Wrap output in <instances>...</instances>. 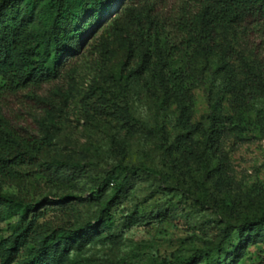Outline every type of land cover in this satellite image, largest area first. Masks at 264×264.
<instances>
[{
    "label": "rangeland",
    "instance_id": "1",
    "mask_svg": "<svg viewBox=\"0 0 264 264\" xmlns=\"http://www.w3.org/2000/svg\"><path fill=\"white\" fill-rule=\"evenodd\" d=\"M45 1H22L0 18L23 20L45 40ZM93 2L84 0L79 6L81 20ZM145 7L135 10L125 0H114L77 47L60 51L57 72L54 58L49 61L52 77L5 100L3 110L21 132L48 134L53 141L34 165L26 187L0 179V192L46 210L41 221L49 220L52 228L78 231L63 264H162L179 253L215 247L225 238L224 219L240 224L244 215L264 212V98L242 99L249 70L257 67L252 46L237 29L216 26L219 55L201 60L199 83L160 109L158 85L149 68L142 77L119 79L141 26L153 21ZM167 41L174 39L161 37L162 44ZM64 44L53 41L50 53ZM39 53L41 58L43 47ZM130 63L126 73L135 67ZM214 118L224 128L217 133L218 149L210 142ZM184 141L191 142V154L182 151ZM203 158L213 167L206 205L198 201ZM57 159L82 161L86 167L69 181L49 166ZM120 163L146 165L158 174L130 175L126 181L125 173L116 169ZM108 178L113 181L105 185ZM100 186L102 197H93L92 190ZM110 199L114 225L108 228L101 216ZM22 225L21 214L5 215L0 208V243ZM82 241L86 245L80 248ZM32 246L21 250L20 260ZM197 264H264V232L246 243L235 231L223 251Z\"/></svg>",
    "mask_w": 264,
    "mask_h": 264
},
{
    "label": "trees",
    "instance_id": "2",
    "mask_svg": "<svg viewBox=\"0 0 264 264\" xmlns=\"http://www.w3.org/2000/svg\"><path fill=\"white\" fill-rule=\"evenodd\" d=\"M33 3L35 0H2L0 15L10 7L19 8L21 2ZM137 10L145 5L146 17L152 13L150 25L141 26L142 32L134 41L130 51V62L135 64L128 73L129 63H126L120 78L129 79L133 74L142 77L149 68L158 85L156 101L158 107L164 108L172 97H184L191 85L200 81L199 62L217 57L218 48L215 42L216 26H230L237 29L252 46L257 63L256 70H249L248 80L244 85L242 99L246 102L264 98V0H125ZM175 4L172 6V2ZM46 0L43 17L46 21L48 36L41 40L28 26L16 18H0V179L9 184L18 185L21 189L33 180L34 165L52 145V136H39L20 131L11 118L4 112V104L8 95H16L20 91L32 87L35 83L48 80L51 75L49 61L54 58L55 71L61 52L71 51L80 43L83 35L98 21L113 5L114 0H94L92 10L86 19L81 20L84 0ZM69 27L66 28V25ZM169 35L173 42L161 43V37ZM65 41L62 50L56 49L52 54L50 44L55 41ZM43 53L39 58V50ZM145 47V48H144ZM149 47V48H148ZM61 51V52H60ZM180 59L178 66L175 61ZM222 69L229 77L230 71L226 62ZM146 66V67H145ZM224 131L222 121L213 119L211 147H220L217 133ZM182 151L191 154V142H182ZM165 155L167 146H163ZM201 192L198 201L202 205L209 203V187L207 185L213 167L208 158L202 159ZM49 166L60 173L64 179L72 181L74 173L82 171L86 163L82 161L55 160ZM116 169L125 173L127 181L130 175L141 177L157 175L152 167L130 166L120 163ZM73 172V173H72ZM109 185L112 178L106 180ZM123 186V183H122ZM121 191L122 187L119 188ZM95 198H101L103 187L92 190ZM112 199L104 202L101 221L111 228L114 225V215L111 212L114 205ZM0 208L5 215L9 212L22 215L23 225L0 243V264H63L69 260L71 245L76 241L75 233L63 228H52L50 221L41 219L45 211H38L36 205L28 204L24 198L6 195L0 192ZM34 213L30 218L29 213ZM237 231L244 242L254 235L264 232V212L244 215L240 224L224 219L225 238L215 247L202 248L190 255L176 254L172 261L162 264H197L204 258H210L216 252L223 251L226 239ZM33 246L21 260V250ZM82 248L86 242H79Z\"/></svg>",
    "mask_w": 264,
    "mask_h": 264
}]
</instances>
